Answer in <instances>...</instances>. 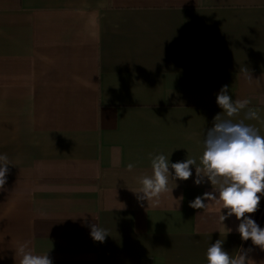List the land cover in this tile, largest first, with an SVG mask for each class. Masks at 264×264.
<instances>
[{"label": "crops", "instance_id": "1", "mask_svg": "<svg viewBox=\"0 0 264 264\" xmlns=\"http://www.w3.org/2000/svg\"><path fill=\"white\" fill-rule=\"evenodd\" d=\"M223 86L249 102L230 118ZM216 115L264 136V0H0V264L21 244L52 264H207L217 239L264 264L221 205L190 206L210 184L136 198L152 156L199 164ZM245 215L264 227V197Z\"/></svg>", "mask_w": 264, "mask_h": 264}, {"label": "clouds", "instance_id": "2", "mask_svg": "<svg viewBox=\"0 0 264 264\" xmlns=\"http://www.w3.org/2000/svg\"><path fill=\"white\" fill-rule=\"evenodd\" d=\"M216 103L223 110L226 117H232L243 109L247 100L234 101L228 93L227 86H223L216 95ZM212 124L203 140L204 150L199 158V164L194 159L170 162L160 153L151 158V175H144L138 179L139 191L136 192L137 201H152L158 203L161 193L168 191L169 180H187L193 176V183L197 186L210 184L211 191L204 192L190 202L192 208L201 209L212 200L221 205L219 219L224 225L226 219L235 218L239 223L235 231L241 241H251L264 251V227H261L251 216L256 212L261 197H264V136L257 130L243 122L233 123L231 119L216 120ZM247 119L255 118V113H246ZM6 159L0 157V160ZM8 164H0V187L5 184ZM195 174L193 175L192 168ZM132 164L128 165L131 170ZM260 195H257V194ZM225 226V225H224ZM227 233L231 232L227 228ZM90 235L95 241H103L107 233L96 224L91 225ZM225 241L217 239L210 244L206 251L207 264H248V253L251 249L241 250L230 255L223 248ZM20 264H52L49 256L36 255L26 250L21 244L18 249Z\"/></svg>", "mask_w": 264, "mask_h": 264}, {"label": "built area", "instance_id": "3", "mask_svg": "<svg viewBox=\"0 0 264 264\" xmlns=\"http://www.w3.org/2000/svg\"><path fill=\"white\" fill-rule=\"evenodd\" d=\"M261 215H262V213L260 214V217H261ZM260 217H259V219H260Z\"/></svg>", "mask_w": 264, "mask_h": 264}]
</instances>
